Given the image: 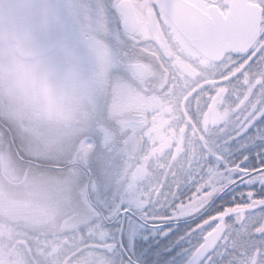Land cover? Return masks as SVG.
Here are the masks:
<instances>
[{
    "label": "rangeland",
    "instance_id": "obj_1",
    "mask_svg": "<svg viewBox=\"0 0 264 264\" xmlns=\"http://www.w3.org/2000/svg\"><path fill=\"white\" fill-rule=\"evenodd\" d=\"M97 1L105 11L108 0ZM119 1L109 0L114 10ZM132 1L141 19V61L149 67L141 89L131 74L113 78L107 92L88 100L78 120L66 127L39 120L20 106L10 89L0 90V260L7 264H53V254L63 242L71 247L75 235L79 243L97 240L109 251L118 248L122 206L141 205L139 183L147 180L150 169L159 167L162 157L169 155L166 151L175 149L179 141L193 138L210 153H218L227 138L222 132L225 128L233 134L235 129L236 136H252L249 143L255 146L264 144V21L261 40L249 57L227 56L214 64L187 44L152 0ZM190 1L209 11L211 4L221 7L231 0ZM249 1L264 7V0ZM221 9L226 12L228 8ZM114 10L111 17L116 23L119 17ZM149 12L165 51L149 31ZM34 96V104L47 106L40 93ZM211 139L216 148L210 145ZM219 167L209 171V181L192 198L173 209L169 205L159 220L175 222L200 214L222 181L231 177ZM252 179L250 187L264 189V172L243 182ZM261 204L226 217L227 235L205 264H264V255L248 246V241H258L254 234L264 232V207L257 209ZM95 209L104 211L105 220L118 222L117 235L103 228ZM223 216L206 217L188 231L189 238L202 240ZM124 221L121 240L129 249L160 234L155 228L161 226L139 228L138 220L130 215ZM60 240L64 241L58 247ZM50 248L53 253L46 255ZM194 250L177 264H185Z\"/></svg>",
    "mask_w": 264,
    "mask_h": 264
},
{
    "label": "trees",
    "instance_id": "obj_2",
    "mask_svg": "<svg viewBox=\"0 0 264 264\" xmlns=\"http://www.w3.org/2000/svg\"><path fill=\"white\" fill-rule=\"evenodd\" d=\"M233 130L234 134L232 130L227 129V132H225V128L222 129L227 138H222L223 143L220 145L221 149L218 153L217 151H215L216 153H210L204 144L193 138L184 141L182 144L179 141V145L177 144L175 149L166 151L169 155L166 158L165 156L162 157L159 167L150 169L151 173L147 180H141V183H139V186L143 189L141 190V205L134 207V205L126 203L122 208L130 209L135 215L148 223H162L159 219L165 215V211L169 210V205L173 209V206L192 198L205 182L209 181L212 176L209 175V171L216 169L217 164L220 166L219 168L226 170L224 175L231 177L222 181L215 195L231 181L249 171L264 167V144L255 146V142L249 143L252 136H236V131ZM191 137H194V135H191ZM212 142L210 145L215 147V143L212 144ZM196 150L202 153L203 158L197 157ZM238 166L246 171L242 173L241 168H237ZM253 180L241 182L228 190L217 200L205 216L195 221L155 228V231L160 232V234L157 233L158 236L155 240L139 241L133 244V248L130 249L123 243L127 252L139 264H177L178 260L184 258L190 250H194L201 242L199 236L189 238L187 233L196 226L198 227V224L206 217L213 218L218 215H226L231 218L241 211L249 212L254 203L264 202V189L250 187L255 182ZM153 186L152 190L151 187ZM136 193L139 194V191L137 190ZM101 210L95 209L101 225L104 229L109 230L111 235H117L120 225L117 224L116 220H105L103 210ZM138 226L139 228L146 227L139 221ZM150 229L153 228H148V230ZM169 229H171L170 235L164 237L162 232H167ZM77 236L75 235V241H73L71 247L68 244L64 246L65 242L62 243L63 247L58 248L56 253L53 254L54 256L51 257L53 264H132L121 253L119 245L118 248L115 247L113 251H109L108 248H105L106 246L101 245L97 240L79 243ZM254 238L258 241L255 243H249L248 241L249 249L253 252H261L264 255V235L256 233ZM62 241L64 240L58 241V247ZM32 243L33 240H31ZM185 248L186 252H183ZM50 253H53V248L46 250V255ZM224 263L227 264L228 262Z\"/></svg>",
    "mask_w": 264,
    "mask_h": 264
},
{
    "label": "flooded vegetation",
    "instance_id": "obj_3",
    "mask_svg": "<svg viewBox=\"0 0 264 264\" xmlns=\"http://www.w3.org/2000/svg\"><path fill=\"white\" fill-rule=\"evenodd\" d=\"M68 4L71 14L63 40L54 50L35 59L24 60L17 55L8 25L0 22V90L10 89L20 106L39 120L63 127L78 120L88 100L95 101L107 92L113 78L131 74L141 89V81L148 80L149 72L148 65L141 61V19L131 34L122 28L121 16L109 0L105 11L100 10L97 0H68ZM211 6L209 11L199 7L211 14ZM112 10L119 17L116 23ZM101 61L107 67L103 73L99 71ZM141 63L147 67L142 79L133 70L134 64ZM39 93L48 101L46 107L33 103L34 95L38 98ZM263 207L264 202L257 209L262 211Z\"/></svg>",
    "mask_w": 264,
    "mask_h": 264
},
{
    "label": "water",
    "instance_id": "obj_4",
    "mask_svg": "<svg viewBox=\"0 0 264 264\" xmlns=\"http://www.w3.org/2000/svg\"><path fill=\"white\" fill-rule=\"evenodd\" d=\"M153 4L163 11L188 41L207 59L220 63L226 55L241 56L257 42L263 23V7L248 0H231L226 14L217 5H212L211 14L189 0H153ZM122 16V28L133 34L139 26V18L131 0H122L117 6ZM70 19L68 0H2L0 2V22L8 25L11 39L15 42L16 53L22 59H34L54 50L63 40ZM148 24L155 41L161 48L165 45L154 33L151 16ZM146 65L134 64L133 70L143 78ZM68 77V72H65ZM264 168L248 173L232 182L212 201L207 212L226 190ZM123 212V222L125 214ZM199 215V216H201ZM120 250L133 263L138 264L125 250L121 234ZM186 222V221H182ZM225 220L218 222L205 236L202 243L191 254L185 264H202L218 247L226 234ZM0 264H7L0 261Z\"/></svg>",
    "mask_w": 264,
    "mask_h": 264
},
{
    "label": "clouds",
    "instance_id": "obj_5",
    "mask_svg": "<svg viewBox=\"0 0 264 264\" xmlns=\"http://www.w3.org/2000/svg\"><path fill=\"white\" fill-rule=\"evenodd\" d=\"M99 71H100L101 73L107 71L106 64H105L103 61H101L100 64H99Z\"/></svg>",
    "mask_w": 264,
    "mask_h": 264
},
{
    "label": "snow or ice",
    "instance_id": "obj_6",
    "mask_svg": "<svg viewBox=\"0 0 264 264\" xmlns=\"http://www.w3.org/2000/svg\"><path fill=\"white\" fill-rule=\"evenodd\" d=\"M221 7H222V8H228V7H230V5L224 4V5H222Z\"/></svg>",
    "mask_w": 264,
    "mask_h": 264
}]
</instances>
